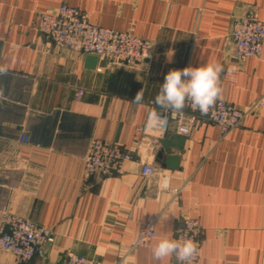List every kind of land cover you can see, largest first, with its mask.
Listing matches in <instances>:
<instances>
[{
	"label": "crops",
	"instance_id": "obj_1",
	"mask_svg": "<svg viewBox=\"0 0 264 264\" xmlns=\"http://www.w3.org/2000/svg\"><path fill=\"white\" fill-rule=\"evenodd\" d=\"M64 3L95 24L152 40L153 56L136 67L102 58L88 67L84 54L42 31V15ZM247 12L264 19V0H0V217L9 211L56 234L25 264H64L68 253L96 264H161L151 248L187 217L203 228L195 264H264V106L224 135L209 122L189 136L136 132L173 69L218 62L220 99L248 109L264 96V47L258 57L233 56L232 26ZM141 89L142 103H132ZM95 138L135 159L111 175L85 176ZM162 141L174 144L164 157H178L176 168L158 161ZM143 163L157 172L143 177ZM154 214L157 236L131 250ZM0 264L20 263L0 250Z\"/></svg>",
	"mask_w": 264,
	"mask_h": 264
},
{
	"label": "built area",
	"instance_id": "obj_2",
	"mask_svg": "<svg viewBox=\"0 0 264 264\" xmlns=\"http://www.w3.org/2000/svg\"><path fill=\"white\" fill-rule=\"evenodd\" d=\"M41 27L57 46L70 48L81 54H95L106 60L109 66L121 65L136 67L154 54L155 44L152 40L141 37L130 31H119L100 26L91 22L77 7L62 4L54 11L46 12L41 18ZM231 36L234 44L233 56L238 60L258 57L264 47V19L254 12H247L238 17L232 26ZM264 106V96L256 100L248 109H241L234 104L218 99L207 115L193 110L190 102H186L183 115L170 110H162L152 104L150 110L162 112L165 124L160 128H151L147 125L138 126L139 136L153 135L163 139L172 129L182 136H189L201 123L209 122L219 126L224 135L240 127L247 114ZM148 119V118H147ZM187 127V134H180L178 129ZM22 140L29 141L24 135ZM132 151L126 150L119 144L105 142L95 138L91 142L90 150L84 159L85 176H108L118 171L121 163L134 160ZM157 172L156 164L143 163L141 175L150 177ZM160 185L170 186V176L162 174ZM177 193V190H172ZM158 214H154L144 222L138 234L130 243V249L146 244L157 236ZM203 228L200 220L187 217L178 222L173 237L181 236L192 238L197 245V253L191 260L195 264L200 255ZM55 232L33 220L17 216L4 211L0 217V250L9 252L16 257L20 264H25L36 255H43L47 244L55 240ZM173 260L178 264L175 256ZM64 264H96L95 260L84 255L68 253Z\"/></svg>",
	"mask_w": 264,
	"mask_h": 264
},
{
	"label": "clouds",
	"instance_id": "obj_3",
	"mask_svg": "<svg viewBox=\"0 0 264 264\" xmlns=\"http://www.w3.org/2000/svg\"><path fill=\"white\" fill-rule=\"evenodd\" d=\"M235 66L228 69L234 72ZM6 66H0V74L6 73ZM224 66L218 62L208 63L201 67H185L170 70L155 96L154 103L162 110L183 115L186 102H190L193 110H198L202 115H207L222 96L220 74ZM143 101V90H138L132 103L140 104ZM165 124L162 112L150 110L147 125L151 128H160ZM180 134H187V127L178 129ZM152 257L157 262L175 256L178 264H191L197 253V245L192 238L181 236L174 238L172 235L161 236L151 248Z\"/></svg>",
	"mask_w": 264,
	"mask_h": 264
},
{
	"label": "water",
	"instance_id": "obj_4",
	"mask_svg": "<svg viewBox=\"0 0 264 264\" xmlns=\"http://www.w3.org/2000/svg\"><path fill=\"white\" fill-rule=\"evenodd\" d=\"M232 38V36H231ZM233 40V39H232ZM86 62H88V67L95 68L97 66L99 56L95 54H86L85 55ZM184 138L177 139V143L180 144L183 142ZM162 149L157 154L158 161H161L163 159H166L165 163H163V166H168L170 168H176L178 166L179 158L176 156H166L164 157V151L169 148V146L174 145L172 142L169 141H162Z\"/></svg>",
	"mask_w": 264,
	"mask_h": 264
}]
</instances>
